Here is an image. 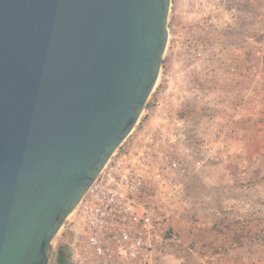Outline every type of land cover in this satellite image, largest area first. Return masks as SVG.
I'll use <instances>...</instances> for the list:
<instances>
[{
	"label": "water",
	"instance_id": "1",
	"mask_svg": "<svg viewBox=\"0 0 264 264\" xmlns=\"http://www.w3.org/2000/svg\"><path fill=\"white\" fill-rule=\"evenodd\" d=\"M171 3L0 0V264H48L156 88Z\"/></svg>",
	"mask_w": 264,
	"mask_h": 264
},
{
	"label": "rangeland",
	"instance_id": "2",
	"mask_svg": "<svg viewBox=\"0 0 264 264\" xmlns=\"http://www.w3.org/2000/svg\"><path fill=\"white\" fill-rule=\"evenodd\" d=\"M168 27L160 76L142 121L153 125L180 111L194 120L212 108L207 137L223 126L233 127L236 137L232 161L193 173L187 202L171 216L195 250L168 247L157 264H201V251L223 264H264V0H172ZM78 236L71 215L48 264H60V245L64 264H95L74 255Z\"/></svg>",
	"mask_w": 264,
	"mask_h": 264
},
{
	"label": "built area",
	"instance_id": "3",
	"mask_svg": "<svg viewBox=\"0 0 264 264\" xmlns=\"http://www.w3.org/2000/svg\"><path fill=\"white\" fill-rule=\"evenodd\" d=\"M214 119L212 108L194 120L181 111L162 115L153 125L140 118L72 214L79 262L155 264L154 257L168 247L195 250L171 216L187 202L193 173L233 159L236 132L223 126L208 138ZM200 255L201 264H223L218 256Z\"/></svg>",
	"mask_w": 264,
	"mask_h": 264
},
{
	"label": "trees",
	"instance_id": "4",
	"mask_svg": "<svg viewBox=\"0 0 264 264\" xmlns=\"http://www.w3.org/2000/svg\"><path fill=\"white\" fill-rule=\"evenodd\" d=\"M64 245H60L58 247L57 253H56V258L58 260V262H60V264H64V260L62 259V254L61 251H63Z\"/></svg>",
	"mask_w": 264,
	"mask_h": 264
},
{
	"label": "crops",
	"instance_id": "5",
	"mask_svg": "<svg viewBox=\"0 0 264 264\" xmlns=\"http://www.w3.org/2000/svg\"><path fill=\"white\" fill-rule=\"evenodd\" d=\"M160 256H161V254H157V255L154 257V263H155V264H157L158 261L160 260V258H158V257H160ZM181 260H184V258L181 259Z\"/></svg>",
	"mask_w": 264,
	"mask_h": 264
}]
</instances>
